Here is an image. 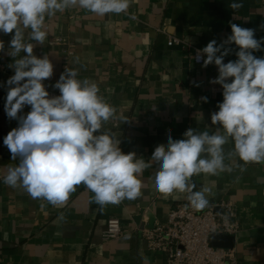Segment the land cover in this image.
Wrapping results in <instances>:
<instances>
[{
    "label": "crops",
    "instance_id": "0c3cea01",
    "mask_svg": "<svg viewBox=\"0 0 264 264\" xmlns=\"http://www.w3.org/2000/svg\"><path fill=\"white\" fill-rule=\"evenodd\" d=\"M231 2L242 7L233 11ZM133 15L136 19L130 18ZM232 23L255 29L257 39L264 37V0H132L127 13L104 17L77 6L46 17L48 36L43 45L28 41L27 32L26 42L36 44L34 55H48L54 65L52 78L44 82L47 89L65 63L79 70V79L97 82L100 93L128 120H112L104 129L120 138L123 152L134 151L148 160L156 146L167 144L169 130L173 139L183 138L188 128L210 134L216 130L210 116L223 100L222 87L209 81L218 76V69L196 63L194 54L214 39L218 44L226 39ZM170 36L184 44L169 46ZM54 37H64L68 43L51 44ZM10 39L11 34L0 33L5 43L0 52V178L8 165L18 163L10 160L3 145V138L17 127L4 110V84L14 74L8 67L13 59L6 55ZM231 47L233 54L225 62L237 59L238 49ZM254 55L264 57V51ZM28 111L26 106L23 114ZM225 163L232 172L194 178L196 190L211 187L209 205L223 199L234 203L241 223L236 254L243 264H264V163H250L244 171L235 160ZM157 167L153 163L143 172L141 197L109 204L102 212L90 203L93 194L82 185L65 206L48 204L41 210L40 204L46 202L33 200L0 179V264H164V255L148 249L140 228L151 226L150 220L153 225L166 223L170 211L186 201V194L163 198L154 185ZM112 218L119 219L124 234L106 241L103 233Z\"/></svg>",
    "mask_w": 264,
    "mask_h": 264
},
{
    "label": "clouds",
    "instance_id": "9594fccd",
    "mask_svg": "<svg viewBox=\"0 0 264 264\" xmlns=\"http://www.w3.org/2000/svg\"><path fill=\"white\" fill-rule=\"evenodd\" d=\"M132 0H0V33L11 34L6 55L13 59L9 68L14 74L5 82L4 110L9 120H16L3 138L10 160L2 178L5 185L22 189L33 200H41V210L50 204L60 208L81 185L93 194L90 203L101 212L109 205L142 196L141 179L146 169L158 165L154 174L156 191L167 199L186 194L188 206L195 211L209 207L212 189H197L195 179L232 172L226 159L246 170L250 163H264V37L255 29L232 23L231 34L219 44L214 39L198 49L195 59L207 68L214 64L218 76L209 82L222 87V102L211 113L213 133L188 128L183 138L173 139L169 130L167 144L155 147L150 159L136 152L122 151L117 138L104 125L112 120H128L100 93L97 82L79 79V70L65 67L50 87L59 95L50 96L45 85L54 73L48 55L37 57L36 44L47 36L46 17L79 7L99 17L127 13ZM237 11L242 3L231 2ZM131 19H136L133 15ZM30 31H27L29 30ZM35 41L36 44L26 42ZM237 59L225 62L233 54ZM5 43L0 40V52ZM24 53L23 56L20 54ZM75 63H79L76 58ZM207 102V97H201ZM30 111L23 114L24 108ZM226 145L230 147L225 149ZM242 162V163H241ZM63 219V213L60 214ZM227 221V217H223ZM128 238V237H125Z\"/></svg>",
    "mask_w": 264,
    "mask_h": 264
},
{
    "label": "built area",
    "instance_id": "2783aa9c",
    "mask_svg": "<svg viewBox=\"0 0 264 264\" xmlns=\"http://www.w3.org/2000/svg\"><path fill=\"white\" fill-rule=\"evenodd\" d=\"M51 44H66L64 37H54ZM167 44L182 45L181 38L170 36ZM197 50L195 51L194 58ZM67 55L72 52L66 50ZM195 62L201 64V62ZM69 64L65 63L62 70L54 79H59L60 74ZM50 96L59 95V90L47 89ZM215 92V90H214ZM227 217V221L223 217ZM241 230L234 203L230 200H220L201 211H195L188 206V201L177 204L169 214L166 223H155L152 228L142 226L140 233L151 251L164 255V264H243L239 260L234 248L214 247L210 244L212 234L236 236ZM124 234L119 219L112 218L107 222L103 233L106 241L121 237Z\"/></svg>",
    "mask_w": 264,
    "mask_h": 264
},
{
    "label": "water",
    "instance_id": "95a60500",
    "mask_svg": "<svg viewBox=\"0 0 264 264\" xmlns=\"http://www.w3.org/2000/svg\"><path fill=\"white\" fill-rule=\"evenodd\" d=\"M150 228L153 227V220H150ZM210 244L214 247H222V248H234L235 245V237L224 234H212L210 236Z\"/></svg>",
    "mask_w": 264,
    "mask_h": 264
}]
</instances>
